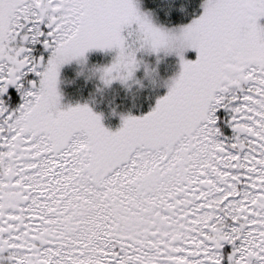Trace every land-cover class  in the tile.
Returning a JSON list of instances; mask_svg holds the SVG:
<instances>
[{
	"label": "snow or ice",
	"instance_id": "snow-or-ice-1",
	"mask_svg": "<svg viewBox=\"0 0 264 264\" xmlns=\"http://www.w3.org/2000/svg\"><path fill=\"white\" fill-rule=\"evenodd\" d=\"M262 20L264 0H0V264H264ZM92 49L116 50L105 85L139 53L179 71L113 131L61 103Z\"/></svg>",
	"mask_w": 264,
	"mask_h": 264
},
{
	"label": "rangeland",
	"instance_id": "rangeland-1",
	"mask_svg": "<svg viewBox=\"0 0 264 264\" xmlns=\"http://www.w3.org/2000/svg\"><path fill=\"white\" fill-rule=\"evenodd\" d=\"M115 55H116V50L105 51V50H100V49H92L86 54L87 58L85 61L81 62L78 60H74V61L62 66L61 72H60V77H59V89H60L61 94H62L61 103L65 106H68V105L75 106L76 104H88L92 108V110L94 111L93 108L98 107L100 104V102L98 100V97H99L98 95H100L102 98L103 95L105 94V96H109L110 98H112L113 96H115L117 94L116 90H118V93H119V91L122 90L123 92H126L127 95L134 96L132 94H136L137 92L141 93L142 90L148 89L147 84L151 85V86H155L157 88L163 87L164 89H166L165 92L160 95V97H161V96L165 95L168 91V87L166 86L164 81L167 80L169 77L173 76L174 74L178 73V71H179L178 57L175 56V54L166 56L162 52L159 54V57H158L157 54H155V53H152V54L139 53L138 57L142 58V60L144 62H146L147 64L152 65L153 67L158 65V72H159V75L157 77L158 83L153 84L150 82L149 79L145 78L146 77L145 63H141V65L137 69L133 79L129 80L127 83L121 82L120 80H115L111 83V85H105L104 82L100 79L99 73H97L95 76L90 75L91 70L93 69V66L109 65L112 63ZM186 55L189 58L194 59L196 56V53L194 50H190L188 53H186ZM90 62L92 63V67L89 66ZM69 66H71L73 71L68 70V76L69 77L73 76L74 78H76L75 74H80V71H83V70L89 68L90 70H88L84 73L85 77L87 78L84 80L90 81L93 84L94 88L91 87V89H89V90L90 91L92 89H94V91L96 90V92H98V95H91L90 99H88V101L86 103H81L80 101L70 100L69 98H65L64 94L62 92V86L66 83L64 72H65V69L68 68ZM72 66H74V67H72ZM136 81H143V84L145 85V87H141V85L139 83H136ZM139 90H141V91H139ZM107 98L108 97H105V99H107ZM106 102L108 103L109 100H106ZM119 106H120L118 108L119 110L116 112L117 113L116 115H119V117H120V123L118 125L122 124V122H123L122 117L131 113L128 110H125V108L122 105H119ZM94 112H96V111H94ZM102 113H104V112H99L97 114L101 115L102 123L104 124V126L105 127H115L113 123L112 124L107 123L108 122L107 120L111 119V118H108V114H102ZM109 114L111 117H113V113H109ZM137 116H139V115H137ZM118 125H116V126H118Z\"/></svg>",
	"mask_w": 264,
	"mask_h": 264
},
{
	"label": "trees",
	"instance_id": "trees-1",
	"mask_svg": "<svg viewBox=\"0 0 264 264\" xmlns=\"http://www.w3.org/2000/svg\"><path fill=\"white\" fill-rule=\"evenodd\" d=\"M177 3H179V0H177ZM195 3L198 4L199 0H195ZM201 10L202 9H200V11ZM181 19H182V14L179 11L175 12L173 15V20L175 22H180ZM190 19L191 16L183 17V22L186 23ZM89 66L92 67L91 62ZM68 70L73 71V69L71 68V66H69L68 68L65 69L64 72L66 83L62 86V92L65 98H69L70 100L80 101L81 103H86L88 99H90L91 95H98V92H96V90L95 91L94 89H92L91 91L89 90L91 89V87L94 88L93 84L90 81L84 80L87 79L84 73L90 70L89 68L80 71V74H75L76 78H74L73 76L69 77ZM147 87L148 89L142 90L141 93L137 92L136 94H132L134 96L127 95L126 92H123L122 90L119 91V93L118 90H116L117 94L112 98H110L109 96H105V94L103 95L102 98L100 95H98L99 96L98 100L100 104L98 107L93 109L97 113L104 112L102 114H108V118L111 119H108L107 123L109 124L113 123L114 126H116L117 124L120 123V117L119 115H116L117 114L116 112L119 110L118 108L120 107L119 105H122L125 108V110L131 112L130 114L132 115H143L154 107L158 97H160V95L163 94L166 90L163 87L157 88L155 86H151L148 84ZM105 97L108 98L105 99ZM106 100H109V102L107 103ZM109 113H113V117H111Z\"/></svg>",
	"mask_w": 264,
	"mask_h": 264
},
{
	"label": "clouds",
	"instance_id": "clouds-1",
	"mask_svg": "<svg viewBox=\"0 0 264 264\" xmlns=\"http://www.w3.org/2000/svg\"><path fill=\"white\" fill-rule=\"evenodd\" d=\"M142 63H145V67H146V77L145 78L149 79L150 82L153 83V84L158 83V80H157V77L159 75L158 65L153 67L152 65L147 64L143 60H142ZM109 65H96V66H93V69L91 70L90 75L95 76L97 73H99L100 79L104 82V80L102 78L105 76V69ZM175 75L176 74H174L173 76L169 77L167 80L164 81L166 86H169L173 82V79H174ZM136 83H139L141 85V87H145V85L143 84V81H136Z\"/></svg>",
	"mask_w": 264,
	"mask_h": 264
},
{
	"label": "flooded vegetation",
	"instance_id": "flooded-vegetation-1",
	"mask_svg": "<svg viewBox=\"0 0 264 264\" xmlns=\"http://www.w3.org/2000/svg\"><path fill=\"white\" fill-rule=\"evenodd\" d=\"M262 23H264V20L261 21ZM118 125V124H117ZM122 124L118 125V126H115V127H108L110 128L111 130H116L117 128H119Z\"/></svg>",
	"mask_w": 264,
	"mask_h": 264
}]
</instances>
